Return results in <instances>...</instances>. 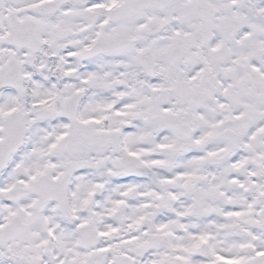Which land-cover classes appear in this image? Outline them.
Here are the masks:
<instances>
[{"label": "snow or ice", "instance_id": "1", "mask_svg": "<svg viewBox=\"0 0 264 264\" xmlns=\"http://www.w3.org/2000/svg\"><path fill=\"white\" fill-rule=\"evenodd\" d=\"M0 264H264V0H0Z\"/></svg>", "mask_w": 264, "mask_h": 264}]
</instances>
